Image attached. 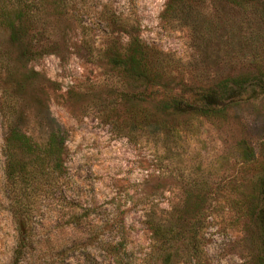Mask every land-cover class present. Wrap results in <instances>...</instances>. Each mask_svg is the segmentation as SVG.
<instances>
[{
  "label": "rangeland",
  "instance_id": "374dc122",
  "mask_svg": "<svg viewBox=\"0 0 264 264\" xmlns=\"http://www.w3.org/2000/svg\"><path fill=\"white\" fill-rule=\"evenodd\" d=\"M167 3L70 0L59 12L52 0L48 2L47 41H30L33 29L22 45L4 43L15 60L17 78L31 70L39 74L17 92L24 99L21 108L29 113L19 121L20 126L36 140L45 137L50 124L64 131L70 178L66 196L83 227L73 228L67 209L59 239L67 245L75 241L80 242L79 247L89 244L84 250L74 249L75 256L104 255L98 240L123 241L133 264H188V255L195 252L189 253L185 243L156 240L149 226L153 220L190 231L187 241L194 244L199 264H257L255 256L263 249L262 241L249 233L250 219L240 209L255 204L259 197L255 175L264 155L263 95L251 99L247 94L240 104L228 109L224 119L164 117L172 132L166 142L158 144L145 139L130 142L98 116L102 103L114 107L111 88L116 78L107 76V70L92 60V51L123 46L138 37L182 62L196 60L191 32L161 19ZM28 46L37 51L46 46L50 51L22 57ZM245 60L243 54L221 63L211 58L208 78L256 71ZM0 76L1 101L2 89L9 81ZM4 137L0 120V185ZM243 147L255 153L257 163L246 161ZM199 183L203 191L195 188L189 194L192 186L201 187ZM176 211L183 220L174 218ZM40 215L39 232L51 237L47 223L52 221V213L43 207ZM16 240L0 204V264H11ZM46 250L41 251L42 262L48 256L54 264L52 261L63 255L45 256Z\"/></svg>",
  "mask_w": 264,
  "mask_h": 264
},
{
  "label": "trees",
  "instance_id": "16d2710c",
  "mask_svg": "<svg viewBox=\"0 0 264 264\" xmlns=\"http://www.w3.org/2000/svg\"><path fill=\"white\" fill-rule=\"evenodd\" d=\"M50 1L0 0V73L9 81L2 89L0 101V120L5 130L0 204L17 235L11 264H51L46 255L56 258L58 254L63 255L52 261L54 264H133L123 241L98 240V248L104 253L101 256L74 255V249L84 250L89 247L88 243H82L81 247L79 241L62 244L59 236L64 228L60 225L67 209L73 228L83 227L74 204L66 196L70 178L64 131L50 124L45 137L36 140L19 123L29 113L21 108L24 99L17 92L23 91L27 82L39 74L31 70L17 78L15 60L4 43L22 45L33 29L30 41H47L46 4ZM52 1L60 12L70 0ZM161 19L191 32L196 60L182 62L138 37H132L123 46L92 51V60L107 70V76L116 78L115 87L111 88L114 107L102 103L98 116L118 136L130 142L141 139L155 144L166 142V136L172 131L164 117H184L191 121L224 119L228 109L240 104L247 94L251 99L264 96V0H168ZM24 51L22 57L28 54L34 57L50 50L45 46L37 51L28 46ZM239 54H243L247 64L256 71L237 77L208 78L207 64L211 58L221 63ZM243 148L246 161L257 163L255 153ZM259 163L255 175L257 202L240 210L250 219L249 233L262 241L260 248L263 249L255 256V261L264 264V155ZM199 185L200 188L194 189L192 186L189 194L195 188V191H203L202 183ZM43 207L52 213V221L47 223L53 231L51 237L39 232ZM177 214L174 217L177 221L184 219ZM152 221L149 220V226L156 240L185 243L188 252L196 254L188 255V264L200 263L194 244L187 241L190 231ZM42 249H47L43 253L44 262L41 261ZM37 251L38 258L35 257Z\"/></svg>",
  "mask_w": 264,
  "mask_h": 264
}]
</instances>
